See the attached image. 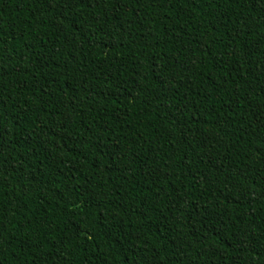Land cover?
<instances>
[{
  "label": "trees",
  "instance_id": "16d2710c",
  "mask_svg": "<svg viewBox=\"0 0 264 264\" xmlns=\"http://www.w3.org/2000/svg\"><path fill=\"white\" fill-rule=\"evenodd\" d=\"M0 264H264V0H0Z\"/></svg>",
  "mask_w": 264,
  "mask_h": 264
}]
</instances>
